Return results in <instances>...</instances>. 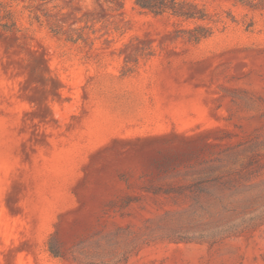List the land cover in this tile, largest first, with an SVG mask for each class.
<instances>
[{"label":"rangeland","instance_id":"obj_1","mask_svg":"<svg viewBox=\"0 0 264 264\" xmlns=\"http://www.w3.org/2000/svg\"><path fill=\"white\" fill-rule=\"evenodd\" d=\"M193 1L0 0V264H264V10Z\"/></svg>","mask_w":264,"mask_h":264},{"label":"trees","instance_id":"obj_2","mask_svg":"<svg viewBox=\"0 0 264 264\" xmlns=\"http://www.w3.org/2000/svg\"><path fill=\"white\" fill-rule=\"evenodd\" d=\"M234 2L252 10H264V0H234ZM135 5L154 16L169 14L184 22H194L193 28L176 31L177 38H182L191 44H199L211 38L216 26L222 22L221 18L210 15L205 8L193 0H135ZM126 62L130 63V60ZM176 239L189 241L195 238L177 236Z\"/></svg>","mask_w":264,"mask_h":264}]
</instances>
